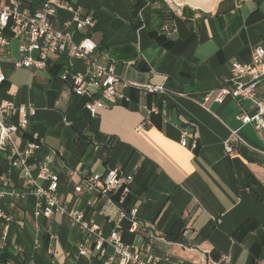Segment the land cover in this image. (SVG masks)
Returning <instances> with one entry per match:
<instances>
[{"label": "crops", "instance_id": "1", "mask_svg": "<svg viewBox=\"0 0 264 264\" xmlns=\"http://www.w3.org/2000/svg\"><path fill=\"white\" fill-rule=\"evenodd\" d=\"M65 1L93 17L85 33L98 45L97 58L114 63L128 85H120L121 97L92 118L85 99L60 80L68 68L83 69L82 62L65 54L45 70L16 67L19 41L12 38L10 55L0 50L6 76L0 99L13 102L8 123L20 121L16 110L22 106L36 110L17 138L21 147L42 144L28 161L33 176L46 160L59 176L61 201L84 211L106 235L119 224L124 243H150L145 260L152 255L162 258L159 264H264V133L236 118L243 109L253 113L249 102L215 101L228 85L231 65L250 64L255 49L264 47V0ZM41 2L25 0L21 9L33 11ZM70 18L60 14L55 27L64 28ZM81 40L82 33H74L73 41ZM184 132L196 140L195 149L191 138L181 145ZM227 143L232 154L225 152ZM11 161L10 151L0 150V207L11 218L1 264H101L94 252L80 254L82 237L66 216L34 218V188ZM109 169L134 177L121 209H138L136 232L108 202L110 197L117 204V196L75 192L83 179ZM3 228L0 221V240Z\"/></svg>", "mask_w": 264, "mask_h": 264}, {"label": "built area", "instance_id": "2", "mask_svg": "<svg viewBox=\"0 0 264 264\" xmlns=\"http://www.w3.org/2000/svg\"><path fill=\"white\" fill-rule=\"evenodd\" d=\"M3 1L0 0V2ZM24 1L10 0L7 4L0 3V50L10 55V41L12 38H17L21 60L15 66L27 70H45L54 58H60L65 54L81 61L83 69L68 68L61 75L60 80L70 87L75 96L85 99L83 108L92 118H95L99 110L107 109L121 97L119 86L128 84L117 74L114 63H101L97 58L98 45L92 35L85 33L86 30L93 28L95 23L93 17L65 0H42L33 11L21 9ZM63 13H70L71 18L64 23V28H56L54 19ZM7 30L10 31V36L7 35ZM76 32L82 33V40L78 44L73 41V35ZM5 81L6 76L0 68V85ZM263 81L264 47L258 46L250 64L235 61L231 65V78L227 81L228 85L221 87L215 98V101L221 105L230 97L240 103L249 102L253 113L243 109L236 118L243 125H253L261 133H264V98L260 97ZM148 89L151 88L148 87ZM155 91L163 90L157 88ZM13 111L14 106L11 100L0 99V150L10 151L12 167L20 170L27 182L33 186L37 198L34 218L36 220L50 219L55 214L66 216L71 224L78 228L82 237V242L79 244L80 254L87 256L94 252L101 264H159L162 262V258L157 256L151 255L146 260L143 258L144 253L151 252L150 243L140 247L124 243L118 231L119 224L106 235L101 226L88 218L84 211L77 208L69 209L61 201L59 176L46 160L40 164L38 176L36 178L33 176V170L28 161L41 150L42 144L32 141L26 147H21L17 138L27 131L30 118L36 115V110L31 106H22L16 110L20 115V121L8 123V118ZM145 128L146 121L139 126L141 130ZM232 136L236 141L243 142L238 131H232ZM188 138L193 139L188 132H184L180 142L182 146L188 145ZM196 147L197 142L193 139L191 148ZM224 149L227 154L233 152L229 143L225 144ZM39 180L47 182V185L40 184ZM133 183L132 175L123 177L117 169H109L104 176L96 174L83 179L82 183L75 187V192L101 193L107 197L117 196V204L110 197L108 202L118 206L119 220L129 218L132 223L130 231L136 232L139 228L136 220L138 209L131 207L127 212L121 209L131 193ZM4 195L0 191V197ZM6 195L12 196L14 192ZM0 221L4 223L0 240L1 250L8 242L11 222V218L1 207ZM88 243L92 244L91 250L86 246Z\"/></svg>", "mask_w": 264, "mask_h": 264}]
</instances>
